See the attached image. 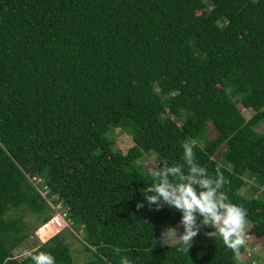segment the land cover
I'll use <instances>...</instances> for the list:
<instances>
[{
  "label": "trees",
  "instance_id": "16d2710c",
  "mask_svg": "<svg viewBox=\"0 0 264 264\" xmlns=\"http://www.w3.org/2000/svg\"><path fill=\"white\" fill-rule=\"evenodd\" d=\"M261 123L264 0H0V264H33L14 252L53 215L34 177L62 202L72 234L85 231L84 264H237L222 241L205 240L211 228L188 253L158 243L183 214L149 210L141 190L152 177L138 161L183 163L191 143L196 162L229 181L249 236L264 240ZM116 130L132 137L127 153ZM248 176L262 198L241 194ZM39 252L74 264L63 232Z\"/></svg>",
  "mask_w": 264,
  "mask_h": 264
},
{
  "label": "clouds",
  "instance_id": "9594fccd",
  "mask_svg": "<svg viewBox=\"0 0 264 264\" xmlns=\"http://www.w3.org/2000/svg\"><path fill=\"white\" fill-rule=\"evenodd\" d=\"M182 147L183 163L155 167L150 172L152 183L141 190L149 210H152V206L156 211L167 206L183 214L180 224L184 231L181 233L176 227H167L162 231L158 243L168 247L174 245L177 251L188 253L202 228H211L213 231L205 232V236L222 241L237 264H243L244 252L250 255L252 251L247 246V210L230 201L223 190L229 181L219 167L215 175L209 174L205 167L196 162L192 144L185 142ZM144 207V203H137L138 210ZM28 255L33 264H55V258L48 253ZM120 264H133V261L123 256Z\"/></svg>",
  "mask_w": 264,
  "mask_h": 264
},
{
  "label": "rangeland",
  "instance_id": "374dc122",
  "mask_svg": "<svg viewBox=\"0 0 264 264\" xmlns=\"http://www.w3.org/2000/svg\"><path fill=\"white\" fill-rule=\"evenodd\" d=\"M243 114L246 117V119L249 120L254 115V112L250 109H247V110H243ZM258 131L264 134V123L260 124ZM213 134H214L213 128L212 126H210L209 136H212ZM112 138L115 142L116 148H118L124 153H127L128 150L134 146L132 137L128 133H120L119 130H116ZM223 151L224 149H220L216 157V159L218 160L220 164H224V160L221 157H219V154ZM138 165L141 166L143 170L151 172V170L154 169L155 167L163 165V162L158 158L156 154L151 153L141 158L138 161ZM247 184L248 185L241 190V194L243 196H246L250 199L262 198V194H261L262 190H258V187L255 184V178L253 176L247 177ZM262 189L264 190V188ZM23 214H24L25 221L30 223L31 226L34 228L33 230H35L37 226V221L35 217L29 212H25ZM176 228H178L179 232L181 233L184 231L182 225ZM249 229H250V223L247 229V234H248L247 246L249 249L252 250L250 259H253L255 264H264V240H256L255 238L249 236ZM73 230H74L73 233L75 234V236L72 234V231L70 229H66L63 232V237H64L65 242L73 250L74 264H84L86 262H89L90 260H92V253L86 250L85 245H84L85 231L82 229L77 230L75 228ZM205 240L207 242H210L213 239L206 237ZM38 246H39V242L36 240V238L30 237L19 248H17L14 253L16 257H18L19 259H22L26 257L28 253L33 252ZM164 247H167V246H164ZM243 262H244V259H243Z\"/></svg>",
  "mask_w": 264,
  "mask_h": 264
},
{
  "label": "built area",
  "instance_id": "2783aa9c",
  "mask_svg": "<svg viewBox=\"0 0 264 264\" xmlns=\"http://www.w3.org/2000/svg\"><path fill=\"white\" fill-rule=\"evenodd\" d=\"M31 182L47 201L53 212L51 219L38 227L34 233V238H36L40 244H44L70 228V220L68 211L64 210L63 204L59 201V198L57 196L50 197L49 189L42 178L34 177L31 179ZM249 256H251V254Z\"/></svg>",
  "mask_w": 264,
  "mask_h": 264
}]
</instances>
